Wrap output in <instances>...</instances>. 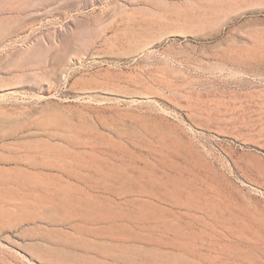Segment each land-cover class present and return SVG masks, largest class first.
Here are the masks:
<instances>
[{"label":"rangeland","instance_id":"374dc122","mask_svg":"<svg viewBox=\"0 0 264 264\" xmlns=\"http://www.w3.org/2000/svg\"><path fill=\"white\" fill-rule=\"evenodd\" d=\"M0 264H264V0H0Z\"/></svg>","mask_w":264,"mask_h":264}]
</instances>
